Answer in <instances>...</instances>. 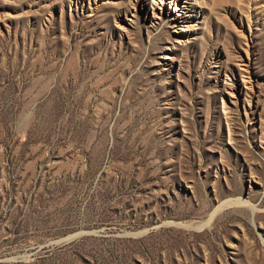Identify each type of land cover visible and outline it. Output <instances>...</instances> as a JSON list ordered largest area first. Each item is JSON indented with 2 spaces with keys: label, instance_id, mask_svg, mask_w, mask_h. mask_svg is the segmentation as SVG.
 Wrapping results in <instances>:
<instances>
[{
  "label": "rangeland",
  "instance_id": "374dc122",
  "mask_svg": "<svg viewBox=\"0 0 264 264\" xmlns=\"http://www.w3.org/2000/svg\"><path fill=\"white\" fill-rule=\"evenodd\" d=\"M0 264H264V0H0Z\"/></svg>",
  "mask_w": 264,
  "mask_h": 264
},
{
  "label": "bare ground",
  "instance_id": "6f19581e",
  "mask_svg": "<svg viewBox=\"0 0 264 264\" xmlns=\"http://www.w3.org/2000/svg\"><path fill=\"white\" fill-rule=\"evenodd\" d=\"M185 0H175L176 2V8L180 6V3H184ZM187 1V0H186ZM258 1V0H257ZM186 4V3H185ZM184 7L180 8L178 11L182 10ZM180 13V12H179ZM244 203V201H241L240 199L238 200H231V201H224L223 203L219 204L217 208L213 211L211 217L216 214V212L223 206L225 205H231V203ZM211 219V218H210Z\"/></svg>",
  "mask_w": 264,
  "mask_h": 264
}]
</instances>
